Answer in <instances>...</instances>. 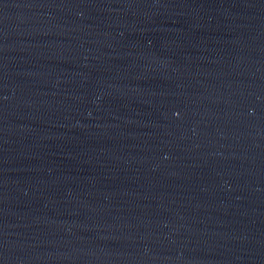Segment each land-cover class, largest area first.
Returning a JSON list of instances; mask_svg holds the SVG:
<instances>
[{
  "label": "water",
  "instance_id": "95a60500",
  "mask_svg": "<svg viewBox=\"0 0 264 264\" xmlns=\"http://www.w3.org/2000/svg\"><path fill=\"white\" fill-rule=\"evenodd\" d=\"M0 264H264V0H0Z\"/></svg>",
  "mask_w": 264,
  "mask_h": 264
}]
</instances>
